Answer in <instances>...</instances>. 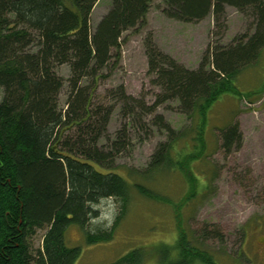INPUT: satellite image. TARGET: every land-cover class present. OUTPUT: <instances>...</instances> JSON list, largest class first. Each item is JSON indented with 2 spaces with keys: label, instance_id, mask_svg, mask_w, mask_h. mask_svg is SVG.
Returning a JSON list of instances; mask_svg holds the SVG:
<instances>
[{
  "label": "trees",
  "instance_id": "obj_1",
  "mask_svg": "<svg viewBox=\"0 0 264 264\" xmlns=\"http://www.w3.org/2000/svg\"><path fill=\"white\" fill-rule=\"evenodd\" d=\"M96 1L0 0V264H74L80 249L66 245L65 230L72 224L85 228L103 198H120L125 208L133 189L173 211L177 235L172 243L155 248L157 264H217L214 255L199 246L195 231L184 226L182 208L203 198V187L211 180L199 186L192 163L219 145L227 150L241 145L242 134L233 122L219 128L215 149L206 154L207 111L223 94L241 98L260 92H242L237 79L263 55L264 0H163L162 13L177 21L195 22L212 14L219 25L229 5L250 12L254 28L231 45L207 49L195 69L175 61L148 36L149 71L159 86L155 101L147 105L122 85L108 94L122 103L120 110L127 115L136 108L150 113L168 99L177 100L190 126L176 130L154 114L152 123L166 137L145 167H129L125 173L115 168L116 155L127 140L124 130L109 147L99 143L116 103L94 104L93 99L106 77L104 69L120 59L123 32L146 24L152 0H111L92 28ZM62 64L69 69L66 79L56 72ZM65 82V104L60 105ZM171 173L179 175L187 189L179 201L146 183ZM120 215L110 228L85 231V241L110 240ZM39 229L45 230L42 245L33 251L29 239ZM199 232L204 238L220 237L217 228L209 226ZM148 253L154 252L135 247L114 263L142 264Z\"/></svg>",
  "mask_w": 264,
  "mask_h": 264
},
{
  "label": "rangeland",
  "instance_id": "obj_2",
  "mask_svg": "<svg viewBox=\"0 0 264 264\" xmlns=\"http://www.w3.org/2000/svg\"><path fill=\"white\" fill-rule=\"evenodd\" d=\"M111 0H97L91 13L93 28L108 10ZM163 0H152L146 14V24L123 32L120 59L110 64L100 81L93 102L109 105L116 101L109 89L122 85L128 95L143 98L151 105L159 92L149 71L146 54L148 36L157 47L181 65L195 69L206 50L217 45L228 46L254 28L252 14L241 13L233 6H225L224 23L214 24L213 15L195 22H182L162 13ZM208 67V66H206ZM56 72L64 79L69 69L59 65ZM264 52L258 64L239 74L237 86L242 92L260 91L241 98L233 94L221 95L207 111L206 154H209L220 129L237 122L242 134L238 149L218 147L214 152L192 163L199 186L207 184L205 195L192 207L182 208L184 226L195 231L197 243L214 255L217 264H264ZM262 86V87H261ZM66 82L60 94V105L65 104ZM117 102L107 123L106 137L99 143L106 148L122 129L126 133L125 147L115 158L117 171L126 168L141 169L146 166L157 143L166 133L152 123L154 114L163 116L174 129H186L190 121L178 109V101L168 99L156 106L153 112L136 108L133 115L124 114ZM107 138L109 141H107ZM215 149V147H214ZM213 174V176H212ZM212 177V178H211ZM159 181L146 182L173 201H179L186 192L184 180L175 173L165 174ZM206 187V185H205ZM97 214L81 229L72 224L65 230V243L79 246L80 255L74 264H112L130 249H149L142 264H157L155 250L161 243H172L177 235L173 211L167 204L148 199L131 190L126 207L120 198H103L94 205ZM121 214L110 240L89 244L85 231L113 226ZM189 217V220H186ZM203 226L217 228L220 237H201ZM44 229L36 231L29 241L33 251L42 245ZM200 234V235H199ZM156 248V249H155ZM115 264V263H114Z\"/></svg>",
  "mask_w": 264,
  "mask_h": 264
}]
</instances>
